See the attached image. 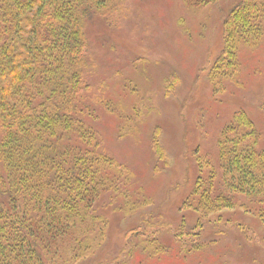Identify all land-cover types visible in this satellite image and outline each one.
Wrapping results in <instances>:
<instances>
[{
    "label": "rangeland",
    "instance_id": "rangeland-1",
    "mask_svg": "<svg viewBox=\"0 0 264 264\" xmlns=\"http://www.w3.org/2000/svg\"><path fill=\"white\" fill-rule=\"evenodd\" d=\"M238 1L127 0L116 21L87 23L90 126L130 177L121 191L148 204L123 212L121 197L101 194L95 206L105 218V241L78 264H264L259 202L237 194L232 207L206 216L186 203L211 169L213 185L222 184L218 140L235 113L252 121L264 150V28L256 45L239 47L233 78L209 77L223 47V19ZM199 157L209 165L200 168Z\"/></svg>",
    "mask_w": 264,
    "mask_h": 264
},
{
    "label": "trees",
    "instance_id": "trees-1",
    "mask_svg": "<svg viewBox=\"0 0 264 264\" xmlns=\"http://www.w3.org/2000/svg\"><path fill=\"white\" fill-rule=\"evenodd\" d=\"M214 1L183 0L187 6ZM126 2L0 0V264H78L105 241V218L95 206L101 194L121 197L123 212L148 204L121 191L120 181L128 184L124 169L100 148L89 123L93 65L85 28L93 17L116 21ZM222 25L223 47L209 72L220 83L236 75L239 47L259 42L264 0L238 1ZM151 147L164 157L157 139ZM218 156L222 184L213 185L211 169L208 183L198 177L186 203L206 216L232 207L242 194L259 202L264 225V150L244 112L221 131ZM207 165L206 157L198 162Z\"/></svg>",
    "mask_w": 264,
    "mask_h": 264
}]
</instances>
